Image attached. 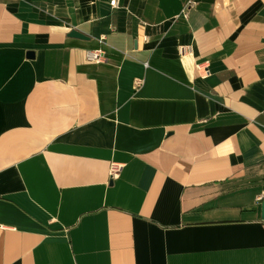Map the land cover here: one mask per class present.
I'll return each mask as SVG.
<instances>
[{
    "label": "crops",
    "instance_id": "0c3cea01",
    "mask_svg": "<svg viewBox=\"0 0 264 264\" xmlns=\"http://www.w3.org/2000/svg\"><path fill=\"white\" fill-rule=\"evenodd\" d=\"M112 1L0 0V264H264V0Z\"/></svg>",
    "mask_w": 264,
    "mask_h": 264
},
{
    "label": "built area",
    "instance_id": "2783aa9c",
    "mask_svg": "<svg viewBox=\"0 0 264 264\" xmlns=\"http://www.w3.org/2000/svg\"><path fill=\"white\" fill-rule=\"evenodd\" d=\"M118 4V0H113L111 2V5L112 6H117ZM193 6V2L192 1H189L184 10H183V15L184 16H188L189 14V11L191 10ZM187 52V47L186 46H181L180 47V55L181 56H185ZM86 58L89 62H92V63H102L106 60V51L102 48H98V49H88L86 51ZM205 72H207L208 70H204ZM144 83V80L143 79H135L134 80V85L136 88H139L143 85ZM121 169H122V165L119 164V163H115L113 162L111 164V167H110V177H111V180H114L116 178H118L120 176V172H121Z\"/></svg>",
    "mask_w": 264,
    "mask_h": 264
},
{
    "label": "water",
    "instance_id": "95a60500",
    "mask_svg": "<svg viewBox=\"0 0 264 264\" xmlns=\"http://www.w3.org/2000/svg\"><path fill=\"white\" fill-rule=\"evenodd\" d=\"M69 36L71 37H76L80 39H89L88 36L80 32L79 30L72 29L71 32L69 33ZM29 55H34L33 52H29ZM261 216L264 219V200L262 202V207H261Z\"/></svg>",
    "mask_w": 264,
    "mask_h": 264
}]
</instances>
